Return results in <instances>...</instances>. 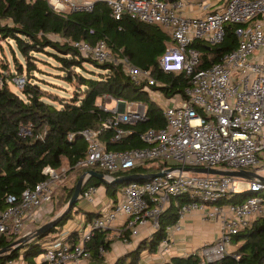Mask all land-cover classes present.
Segmentation results:
<instances>
[{"label":"built area","instance_id":"built-area-1","mask_svg":"<svg viewBox=\"0 0 264 264\" xmlns=\"http://www.w3.org/2000/svg\"><path fill=\"white\" fill-rule=\"evenodd\" d=\"M46 1L54 12L91 11L94 3ZM103 1L114 19L130 15L165 32L171 43L159 57L158 65L165 73L183 72L189 79V85L183 94L165 97L166 100L162 97L160 101L155 99L166 125L140 134L146 147L108 151L99 130L86 128L80 132L87 143V151L78 166H96L107 171L104 175L110 181L114 178L110 173L157 160L164 166L154 173L162 175L141 178L146 179L142 183L130 181L117 191L116 201L107 199L109 208L99 212L100 216L91 223H86L85 216L79 214L70 229L57 228V232L46 235L41 240L44 252L35 259V264H81L82 260L90 258L85 244L93 231L111 228L121 216L126 220L123 229L133 234L137 226L147 224L154 232L171 198L182 194H186L190 201L180 207L177 221L166 226L167 235L160 243L161 250L169 245L171 232L180 228L181 219L199 211L203 218L217 219L220 227L217 242L203 246L200 255L206 261L220 260L229 253L231 237L249 226L255 218L264 216V198L260 195L264 183L257 177L247 179L192 169L244 170L264 177V0H226L222 7L216 8L205 7L200 1L196 8L201 12L196 15L184 12L188 0ZM229 24H244L235 31L238 37L236 48L210 66L197 68L200 53L191 45L192 42L202 40L209 45L217 44L222 41L225 26ZM71 44L83 56L99 63L120 64L136 85L141 82H145L147 88L157 85L150 70L133 65L128 58H116L104 40L94 44L78 40ZM14 83L21 89L24 79L16 77ZM151 93L163 95L153 90ZM103 99L105 104H97L113 114L102 122L105 129L113 130L112 140L131 132L120 125L145 120V107L141 103L113 99L108 95ZM108 103L114 106L108 109ZM122 104L123 111L120 112ZM20 132L23 135L29 133L24 128H20ZM74 135L69 133V139ZM42 173L45 179L33 188L25 189L18 199L8 196V206L0 212V236L14 243L13 248L22 237L26 238L25 244L29 243L35 238L38 228L51 220L45 216L46 220L44 217L40 219L41 223L37 222L42 207L45 206L47 212V207L53 206L55 185L64 179V175L49 166L44 167ZM241 192H249L250 195L236 204L218 203ZM97 194V187L88 186L82 189L78 200L85 199L91 203ZM73 231L79 233L75 243L67 241L68 234ZM100 252H103L101 247Z\"/></svg>","mask_w":264,"mask_h":264},{"label":"trees","instance_id":"trees-1","mask_svg":"<svg viewBox=\"0 0 264 264\" xmlns=\"http://www.w3.org/2000/svg\"><path fill=\"white\" fill-rule=\"evenodd\" d=\"M243 26L244 24L226 25L222 41L214 45L194 40L191 45L200 53L197 68L210 66L219 61L223 54L236 48L238 37L235 31ZM0 40L8 44L15 61L14 73L8 62L0 63V212L8 206V196L18 199L25 189L33 188L45 179L42 173L44 167L58 170L66 164L68 170L79 169L77 163L85 158L87 151V143L80 134L83 129L99 130L100 138L108 151L146 147L140 134L166 125L162 111L152 99L150 91H158L170 98L175 94H183L184 88L189 85V79L183 72L165 73L158 65L159 57L171 43L165 32L130 15H124L120 20L114 19L103 0L94 1L91 11L66 12H54L46 0H0ZM78 40L90 44L104 40L116 58H128L133 65L150 70L157 85L148 88L145 82L136 85L120 64L99 63L91 57L83 56L71 44ZM16 52L23 58L24 67L16 59ZM34 54H46L53 58L58 63L59 70L65 73V80L75 82L70 99L63 100L46 94L35 82L37 79L33 73L37 70V58ZM84 63H89L94 69H87ZM76 69L84 73L75 71ZM15 76L24 78L19 93L12 91L8 85ZM104 95L126 102L141 103L145 107V120L120 125L131 132L123 134L118 140H112L113 130L105 129L102 122L113 117V114L97 104ZM20 128L29 133L23 135ZM69 133H75L72 139H69ZM162 166L164 163L150 160L110 175L117 177L130 173H154ZM81 170L108 173L96 166H81ZM145 181L146 179L136 180L138 183ZM129 182L105 183L90 176L82 189L88 186L103 187L107 198L116 201L117 191ZM61 188L59 195L63 201L57 204L59 207L67 205L74 186L63 184ZM249 195V192L237 193L218 203L236 204ZM260 195L264 198V190ZM189 201L186 194L172 197L169 207L159 218L158 228L148 238L141 240L135 249L118 257L113 264H137L143 251L156 253L158 246L166 238V226L177 221L180 207ZM54 206L56 207V203ZM77 213L85 216L86 223H91L100 216L99 213L81 211L76 202L47 233L36 235L22 249L9 247L6 253L0 255V264L20 257L25 264H35V259L44 252L41 240L46 235L57 232V228H61ZM109 234V228L93 231L92 237L85 244L90 259L100 261L104 258L100 247L103 251L109 250L112 241L108 238ZM78 238V231H73L68 234L67 241L75 243ZM230 242L236 248L217 261H206L200 254L193 253L172 256L163 264H264V216L252 220L249 226L233 235ZM10 243L5 236H0V249L8 247Z\"/></svg>","mask_w":264,"mask_h":264},{"label":"crops","instance_id":"crops-1","mask_svg":"<svg viewBox=\"0 0 264 264\" xmlns=\"http://www.w3.org/2000/svg\"><path fill=\"white\" fill-rule=\"evenodd\" d=\"M75 1L94 2L96 0H75ZM200 1L204 2L205 7H211V8L222 7L226 2V0H188L184 12L188 15H196L200 13L201 11L198 8H196L197 3ZM107 199L108 198L105 195L104 188L103 187L98 188L97 197L90 203L95 208L96 212L90 210L88 211L99 213L102 212L103 210L108 209L109 205H107L108 202ZM100 201H103V204L100 203ZM104 203L106 204L104 205ZM48 208L49 206L47 207V209ZM78 208L81 211H86V210H82L79 206ZM42 209L45 210V212L44 211L42 212ZM42 209L39 214L40 217H38L39 221H37L39 223H41L42 221L40 219H43L46 216V207L43 206ZM59 211L58 213L55 214V216L52 217L54 218L57 217L62 210L60 212ZM79 214L82 213H77L76 217L77 216L79 217ZM52 217L50 216L49 219H52ZM68 221H71V219ZM125 221H126L125 218L121 216L115 221L114 226L109 228L110 234L108 238L111 239L112 241L110 242L109 250L102 252L101 255L104 257L102 260L98 261L88 258L82 260L81 264H113V262L118 257L125 255L129 253L131 250L135 249L141 240L148 238L153 233L152 228H150V225L147 224L143 226H137L136 233L133 234L130 230L123 229L122 225L125 223ZM65 227L70 229L72 227V221L69 225ZM219 232H220V227L217 219L203 218L201 212L199 211L191 212L186 216H184L183 219H181L180 228L178 230L171 232L169 245L165 247L164 250H161V247L159 245L156 253H149L148 251H143L141 253V258L139 259L137 264H163L164 262L169 260L172 256H185L193 253L200 254L203 246H207L217 242L219 237ZM231 246H235V245H233L232 243L229 244L228 246L229 252L235 249V248H231ZM19 259L21 258H18L17 260ZM17 260H14L13 263ZM21 261L22 264H25L23 259H21Z\"/></svg>","mask_w":264,"mask_h":264},{"label":"rangeland","instance_id":"rangeland-1","mask_svg":"<svg viewBox=\"0 0 264 264\" xmlns=\"http://www.w3.org/2000/svg\"><path fill=\"white\" fill-rule=\"evenodd\" d=\"M11 45H13L12 42H11ZM11 53L12 51L10 50L8 44L5 41L0 40V63L2 64L4 61L8 62L10 70L14 73L15 71L14 62L15 61L13 60ZM34 55L37 58L35 62L37 70L34 71L33 73V75H35V79H37L35 82H37L40 85L41 89L44 90L46 94L54 95L57 98L63 99V100L70 99L74 93L75 82L69 83L65 80L64 78L65 73L59 70L58 63L53 58L49 57L46 54H34ZM16 59L23 65V67L25 66L23 58H21L17 54V52H16ZM83 65L87 69H94V67L91 66L89 63H84ZM75 71L84 73L83 71L79 69H76ZM15 78H13L8 83V85L12 91L19 93V88H17L16 85L14 84ZM21 78L24 79L23 77ZM151 97L154 101L155 99L157 101H160V97L166 100L164 95H161V94L158 96L156 94L151 93ZM98 103H101L102 105L105 104L104 99L98 100ZM106 106L108 109H110L114 106V104L108 103L106 104ZM56 171L58 173L62 172L64 175V179L60 183L55 185V191H54L52 202L54 204L56 203V207L54 205L52 206V204L49 205L48 211L46 212L47 218H50V216L51 217L55 216V214L58 213L59 210L63 211L65 207L67 206L66 204L63 207H59L57 205V204H60V201L61 202L63 201V199L60 198V195H59L61 192L60 190L62 189L61 187H63V184H66L68 187L75 186L77 179L83 173V171L81 170V167H79V169L75 168L74 170H68V167L66 166V164L61 169H58ZM77 206H79L82 210H86V211L90 210V211L96 212L95 208L85 199L78 200ZM53 218L54 217H52V219ZM75 218H76V214H74L71 221L76 222L77 220ZM70 223H71L70 221H67L60 229H63V227L65 228V226L69 225ZM231 248H236V246H231ZM20 261L21 259L15 261L13 264H22V261L21 262Z\"/></svg>","mask_w":264,"mask_h":264},{"label":"water","instance_id":"water-1","mask_svg":"<svg viewBox=\"0 0 264 264\" xmlns=\"http://www.w3.org/2000/svg\"><path fill=\"white\" fill-rule=\"evenodd\" d=\"M123 104L120 106L119 111L122 112L123 111ZM195 172H203V173H209V174H222V175H227V176H236V177H242V178H251V177H257L262 183H264V177L258 176L255 173L251 172V171H244V170H219V169H213V168H194L192 169ZM157 175H162V173H152V174H147V175H139V174H126V175H121V176H117L112 178L110 181L106 179L105 175L103 173H99L93 170H88L83 172L79 178L76 181V184L74 186L73 192L68 200L67 206L65 207V209L55 218L47 221L46 223L42 224L37 232L36 235H42L44 233H47L49 231V229H51L52 227L56 226V224L59 222V220L62 218V216L67 213L71 207L78 201L79 199V194L82 191L83 185L84 183L88 180V178L90 176H94L97 177L98 179H100L102 182H119V181H134L137 179H141V178H151V177H155ZM16 242H18L19 244L17 246H15L14 248H23L26 244V238L22 237L20 239H18ZM14 243H11L8 247L2 248L0 249V255L4 254L7 252V250L9 249V247H11Z\"/></svg>","mask_w":264,"mask_h":264}]
</instances>
